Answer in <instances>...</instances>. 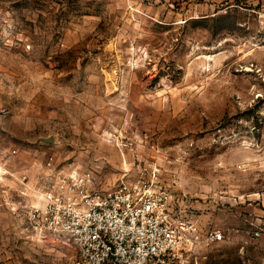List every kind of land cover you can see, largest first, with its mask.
Segmentation results:
<instances>
[{
	"label": "rangeland",
	"instance_id": "1",
	"mask_svg": "<svg viewBox=\"0 0 264 264\" xmlns=\"http://www.w3.org/2000/svg\"><path fill=\"white\" fill-rule=\"evenodd\" d=\"M72 163L167 191L200 242L151 264H264V0H0V264L75 260L21 210Z\"/></svg>",
	"mask_w": 264,
	"mask_h": 264
},
{
	"label": "built area",
	"instance_id": "2",
	"mask_svg": "<svg viewBox=\"0 0 264 264\" xmlns=\"http://www.w3.org/2000/svg\"><path fill=\"white\" fill-rule=\"evenodd\" d=\"M44 178L40 188L22 178L21 196L32 200L21 210L33 235L61 237L75 247L71 264H151L176 255L191 235L170 217L169 195L158 192L153 180L100 192L92 175L73 163L48 170ZM191 236L200 242L199 235ZM222 238L216 232L207 241Z\"/></svg>",
	"mask_w": 264,
	"mask_h": 264
}]
</instances>
